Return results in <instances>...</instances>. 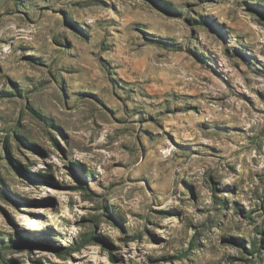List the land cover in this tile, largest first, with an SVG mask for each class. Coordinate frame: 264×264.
Instances as JSON below:
<instances>
[{
  "label": "rangeland",
  "instance_id": "obj_1",
  "mask_svg": "<svg viewBox=\"0 0 264 264\" xmlns=\"http://www.w3.org/2000/svg\"><path fill=\"white\" fill-rule=\"evenodd\" d=\"M0 264H264V0H0Z\"/></svg>",
  "mask_w": 264,
  "mask_h": 264
},
{
  "label": "trees",
  "instance_id": "obj_2",
  "mask_svg": "<svg viewBox=\"0 0 264 264\" xmlns=\"http://www.w3.org/2000/svg\"><path fill=\"white\" fill-rule=\"evenodd\" d=\"M86 190L89 191L88 187H86ZM90 238H92V236H91ZM85 242H87V241H85ZM88 242H89V241H88ZM55 250H56L57 252H61V253H62V249H61V248H55ZM9 263H10V262H9Z\"/></svg>",
  "mask_w": 264,
  "mask_h": 264
}]
</instances>
